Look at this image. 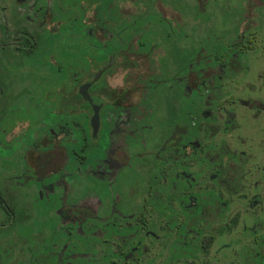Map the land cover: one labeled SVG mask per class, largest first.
I'll return each mask as SVG.
<instances>
[{
    "label": "flooded vegetation",
    "instance_id": "1",
    "mask_svg": "<svg viewBox=\"0 0 264 264\" xmlns=\"http://www.w3.org/2000/svg\"><path fill=\"white\" fill-rule=\"evenodd\" d=\"M0 264H264V0H0Z\"/></svg>",
    "mask_w": 264,
    "mask_h": 264
}]
</instances>
